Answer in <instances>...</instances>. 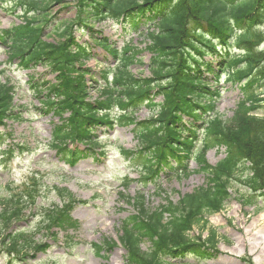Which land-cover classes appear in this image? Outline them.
<instances>
[{
	"label": "trees",
	"instance_id": "1",
	"mask_svg": "<svg viewBox=\"0 0 264 264\" xmlns=\"http://www.w3.org/2000/svg\"><path fill=\"white\" fill-rule=\"evenodd\" d=\"M10 1L16 2L30 19L26 17L23 25L0 30V45L8 48L9 59L17 60L20 68L41 66L54 75L53 83L37 84L33 80L32 90L35 95H43L38 110L58 119L51 147L64 160L73 163L78 156L91 153L99 146L94 133L111 130L116 124L133 126L141 143L138 155L149 164L145 181L155 177L160 167L174 170L175 165L180 172L185 171L184 162L195 151L205 184L193 193L176 202L165 197L152 208L147 207L143 195H119L133 209L119 231L118 242L125 252L123 264H172L186 257L200 261L216 258L215 232L205 239L201 235L190 237L189 233L193 228L204 230L206 217L223 209L231 197V182L236 180L246 187L244 205H255L258 198L264 200V118L256 115L261 100L255 90L264 83V49H260L264 43V0H71L75 2L76 17L60 23L54 42L44 39L43 32L53 20L48 12L52 5L68 0ZM109 18L122 31L144 36L148 41L144 48L150 55L148 78L135 77L130 72L139 50L126 47L120 53L111 49L92 29L94 23ZM75 30L82 34L87 31L92 47L100 46L112 59H118L117 65L97 79L84 66L93 56L91 46L79 43ZM234 47L238 54L233 52ZM206 56L222 66L220 71L228 82L237 85L243 94L228 122L216 112L218 93L204 78L206 72L217 79L213 63L204 60ZM89 82L98 85V97L91 101ZM13 97V89L0 84V126L14 118ZM157 98L160 103L155 102ZM142 106H148L153 114L147 120L135 121L133 116ZM199 121L203 124L201 129L196 125ZM69 143L82 146L83 151H71ZM196 143H201V150ZM211 148L224 149L225 153L214 167L204 158ZM31 182L32 186L23 193L11 194L1 204L0 256L6 253V264L26 259L30 248L36 252H46L48 248L35 242L27 230L15 231L25 210L40 211V226L49 237L57 235L50 232L53 228L67 231L75 227L70 213L82 202L54 187L52 190L63 201L37 207L35 179ZM143 243L148 244V251L141 249ZM116 245L104 240L91 247L99 255ZM103 257L106 260L107 256ZM246 264L252 263L246 260Z\"/></svg>",
	"mask_w": 264,
	"mask_h": 264
},
{
	"label": "rangeland",
	"instance_id": "2",
	"mask_svg": "<svg viewBox=\"0 0 264 264\" xmlns=\"http://www.w3.org/2000/svg\"><path fill=\"white\" fill-rule=\"evenodd\" d=\"M41 1V0H35ZM67 7V9H63ZM22 9L16 8L9 1L0 2V29H8L24 22ZM53 17L51 24L46 28L47 40H56L60 33V23L73 20L76 9L73 1L68 0L58 5L54 4L48 12ZM95 30L101 31L110 45L122 50L129 45L138 50L145 46L142 36L126 35L119 25L112 21L95 24ZM79 37V34H75ZM82 40H88L83 35ZM264 49V43L261 46ZM98 62L112 65L114 62L100 48L94 50ZM139 62L131 67L132 73L142 71V76H148L147 63L149 56L141 52ZM210 60V58H206ZM140 64H144L143 66ZM0 83H8L15 90L14 113L16 118L8 121L4 129L0 128V210L1 204L11 194L21 192L30 177L35 176L38 181L36 190H39L44 206L59 203L58 197L50 190L52 186L65 188L78 200L86 202L85 205L76 206L71 218L76 222V228L65 233H59L57 239L48 237L44 230H40V216L37 210H27L24 218L15 226V231L28 229L35 242L48 246L45 253L29 249L28 257L16 259L12 264H123L124 250L118 244L121 223L133 214L131 206L126 205L118 194L133 198L138 193L145 196L147 207H156L167 196L173 202L179 197L193 193L205 184L202 173H198V164L195 156L189 159V172L184 174H171L161 172L156 185L148 184L146 187L136 181L143 170L139 159H127L122 150H134L136 140L131 134L130 126H116L113 130L96 132L101 139L100 149L104 156L89 155L79 158L75 164L68 165L56 151L50 148L51 132L57 120L51 115L35 111L39 102L28 82L30 78L41 81H52L53 76L43 68L23 71L16 62L8 61L6 49L0 46ZM87 66L98 73L103 67L94 60ZM219 80L212 77L207 82L215 86L220 96L216 100V110L224 121H229L237 103L242 98L236 86L227 82L226 76L221 73L222 67L218 62L213 64ZM264 99V83L258 89ZM96 91L90 92V98L96 97ZM159 102V99H157ZM257 109V115L264 117V102ZM138 121L148 119L151 112L145 108L136 115ZM202 123H197L201 125ZM202 126V125H201ZM72 148L71 145H69ZM11 149V155L4 152ZM96 149L95 152H98ZM224 157L223 150L210 149L205 159L211 166L216 165ZM135 180L129 183L126 189L121 185L124 178ZM159 186L165 194L155 193ZM247 189L238 181L231 182V197L223 209L206 218L207 225L204 230L193 228L190 237L201 235L206 238L210 232H215L218 256L212 260L199 261L193 257L176 260L172 264H246L244 259L250 258L254 264H264V200L257 199L255 205H244L242 199ZM38 201H40L38 199ZM40 230V231H39ZM103 240H113L117 246L108 253L97 255L90 244H99ZM0 248L2 246L0 245ZM148 244H142L146 251ZM103 256H107L106 260ZM8 257L6 253L0 256V264H5Z\"/></svg>",
	"mask_w": 264,
	"mask_h": 264
}]
</instances>
